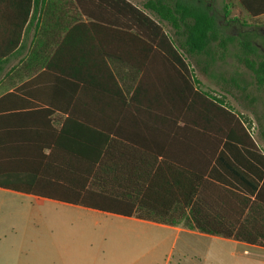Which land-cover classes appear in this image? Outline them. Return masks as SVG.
<instances>
[{
	"label": "trees",
	"instance_id": "obj_1",
	"mask_svg": "<svg viewBox=\"0 0 264 264\" xmlns=\"http://www.w3.org/2000/svg\"><path fill=\"white\" fill-rule=\"evenodd\" d=\"M82 1L79 0L81 13L88 18L89 23H78L74 30L68 33L65 41L72 31H78L80 28L92 32L103 27L118 35H126L127 51L112 50L107 57L131 67L135 72L142 73L143 80L138 84L131 98L127 99L116 75L107 65L98 69L85 67L55 69L49 64L44 71H40L35 81L27 86H19L15 92L10 93L11 96L25 94L34 83L45 81L46 85L50 86L46 87L45 95L58 97L57 102L51 100L45 103L68 114L60 136L64 141L78 143L80 148L83 147L71 152L87 163L92 162L88 164L87 172L91 175L94 171L96 181L92 185L95 186V191H89L84 196L49 199L120 216H134L131 212L133 208L130 207L133 204H130L129 200L128 202L122 200L118 192L110 195L106 191L108 184L115 188L121 185L118 177L111 183L104 180L106 173L119 174L118 166L105 165L106 154L109 151H105L104 146L111 141L110 136L104 133L102 123L80 117L78 113L95 110L104 114L107 111L136 109V103H139L140 98L146 94L144 81L154 75L151 64L155 62L159 78L156 87L157 96L151 103H143L142 106L144 109L173 115V127L170 125L169 133L164 132L166 127H163L161 129L164 131H160L154 139L161 143L169 142L174 147L173 150L170 148L168 153L162 151L158 154L173 158L175 164L173 182L169 191L165 189L166 185L154 186L150 177L146 175L145 203L161 201L176 206L175 212L163 214L165 218L167 216L170 219L164 220L165 222L183 221L190 224L192 230L201 233L235 238L251 245L264 247V208H262L264 207V173L258 177L260 181L251 184L249 191L256 195L254 201L250 198H238L241 215L235 219L236 223H248L255 213L253 219L255 223H259L258 227L223 229L215 225L214 228H207L212 222L231 220V195L236 193H231L230 190L204 179L203 159H206L210 166L215 158H223L228 161L227 171L231 173V164L234 168L235 164L243 166L242 172L247 169L245 164L248 161L255 158L264 159V157L259 153L256 140L240 115L229 109L224 100L204 91H196L200 81L194 75L192 68L194 64L200 68L203 65V57L205 72H208L210 66L217 61L224 62L232 58L235 63L251 72L253 79L241 88L237 85L236 78L227 80L222 77L221 80L225 85H235L242 92H246L249 87H255L257 91L262 92L264 91V52H259L250 41H239L235 37L222 35L219 23L210 9L197 3L182 0H141V4H136L131 0H90L86 6ZM237 1L251 17L264 16V0ZM165 25L172 33L164 30ZM22 29L23 25L20 35ZM20 35L12 43L11 52L18 47ZM38 72L21 66L5 76L12 74L13 78L21 82L24 78L35 77ZM211 79L216 80L217 77L212 75ZM89 97L92 100L87 99ZM3 99H8V96ZM251 101L254 102L255 99L252 98ZM46 110L52 113L51 110ZM259 137L264 143V129L259 133ZM95 146L100 148L95 149ZM187 146L191 147L190 150H186ZM221 150H224L223 156L218 155ZM150 152L154 151L150 150ZM187 159L190 160L189 163ZM145 169L146 172L154 170L155 165H147ZM160 170L161 167H158L156 173ZM240 182L247 184V178L242 173ZM92 189L93 187L90 186L88 190ZM154 189H161L164 194L169 193V198L154 197ZM186 210H189V213ZM245 210L249 211V215L243 218ZM242 226L244 227L245 224Z\"/></svg>",
	"mask_w": 264,
	"mask_h": 264
},
{
	"label": "crops",
	"instance_id": "obj_2",
	"mask_svg": "<svg viewBox=\"0 0 264 264\" xmlns=\"http://www.w3.org/2000/svg\"><path fill=\"white\" fill-rule=\"evenodd\" d=\"M82 2L88 6L90 0ZM78 23H89L88 18L81 13L79 0H0V196L23 202L46 201L94 218L113 216L133 224L155 227L160 232V238L156 240V248L153 250L159 256L164 255L165 264H264V247L235 238L201 233L192 230L190 224L183 221L165 222L164 220L170 219L163 214L175 212L176 206L161 201L145 203L146 175L154 186L166 185L165 189L169 191L175 164L173 158L158 154L162 151L168 153L174 147L169 142L161 143L154 139L160 131H164L161 129L163 127H166L164 132L169 133L170 125L173 127V115L144 109L142 106L143 103H151L157 96L159 78L155 62L151 64L154 75L144 81L146 94L136 103V109L107 111L104 114L95 110L78 113L80 117L102 123L104 133L110 136L111 141L104 146L105 151H109L105 165L118 166L119 174L106 173L104 180L111 183L118 177L121 185L115 188L108 184L106 191L110 195L118 192L122 200H129L133 204L130 207L133 208L131 212L134 216H120L49 199L84 196L89 191H95V186L92 185L96 181L94 171L91 175L87 172L88 164L92 162L87 163L71 152L83 147L80 148L78 143L64 141L60 136L68 114L45 103L58 98L57 95H45L46 87H50L45 81L34 83L25 94L11 96L10 93L15 92L19 86H27L35 81L40 71H44L49 64L55 69H98L107 65L116 75L127 99L131 98L143 80L142 73L107 57L112 50L127 51L126 35H118L103 27L92 32L80 28L72 31L65 41L68 33ZM19 35V45L11 52L10 47ZM21 66L38 70L39 74L24 78L21 82L13 78L12 74L5 76ZM196 91L203 92L200 88H196ZM6 95L8 99H3ZM87 99L92 100L90 97ZM46 109L52 113L46 112ZM163 118L166 120L162 121ZM256 145L264 157V143L256 141ZM190 148L187 146L186 150ZM223 153L224 150H221L218 155L223 156ZM187 161L190 162L189 159ZM227 162L223 158H215L209 166L208 161L203 159L204 179L236 193L231 195V220L212 222L207 228H214L215 225L223 229L256 228L259 223H255L253 219L255 213L248 223H236L235 219L241 215L238 198H250L254 201L256 195L249 190L251 184L260 181L258 177L264 173V159H251L245 164L247 169L242 172L243 166L235 164L234 168L231 164V173L227 171ZM147 165H155V169L146 172ZM158 167L161 170L156 173ZM241 173L246 176L248 185L240 182ZM90 186L93 187L92 190H88ZM82 188L85 190L82 191ZM21 190L35 191L18 192ZM154 192L153 196L156 198H169V193L164 194L161 189H154ZM34 209L40 210L41 207L35 206ZM186 212L189 213V210ZM248 215L249 211L245 210L242 217ZM242 224L245 226L241 227ZM152 258L156 260V255Z\"/></svg>",
	"mask_w": 264,
	"mask_h": 264
},
{
	"label": "rangeland",
	"instance_id": "obj_3",
	"mask_svg": "<svg viewBox=\"0 0 264 264\" xmlns=\"http://www.w3.org/2000/svg\"><path fill=\"white\" fill-rule=\"evenodd\" d=\"M182 1L208 7L222 35L250 41L259 52H264V16L251 17L237 0ZM164 30L172 33L166 25ZM204 63V57L200 68L192 63L199 88L224 100L229 109L246 121L255 140L262 142L259 133L264 129V91L249 87L242 92L221 80L236 78L237 85L243 88L252 82L251 72L232 58L217 61L208 72L204 71ZM212 75L217 79H211ZM35 206L41 209L36 210ZM61 207L46 201L23 202L0 196V264H165L164 255L153 250L160 238L157 228L113 216L94 218Z\"/></svg>",
	"mask_w": 264,
	"mask_h": 264
}]
</instances>
